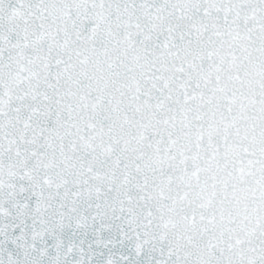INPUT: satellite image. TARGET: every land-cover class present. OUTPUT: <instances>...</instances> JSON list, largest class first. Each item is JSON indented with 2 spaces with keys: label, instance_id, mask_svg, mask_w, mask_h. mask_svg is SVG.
<instances>
[{
  "label": "snow or ice",
  "instance_id": "obj_1",
  "mask_svg": "<svg viewBox=\"0 0 264 264\" xmlns=\"http://www.w3.org/2000/svg\"><path fill=\"white\" fill-rule=\"evenodd\" d=\"M0 264H264V0H0Z\"/></svg>",
  "mask_w": 264,
  "mask_h": 264
}]
</instances>
